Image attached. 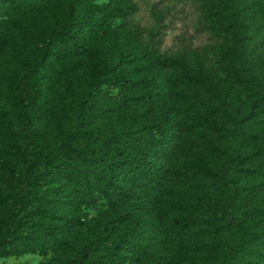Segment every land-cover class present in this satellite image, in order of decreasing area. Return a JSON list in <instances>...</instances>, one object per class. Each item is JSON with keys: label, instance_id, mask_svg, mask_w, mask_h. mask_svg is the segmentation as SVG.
<instances>
[{"label": "trees", "instance_id": "1", "mask_svg": "<svg viewBox=\"0 0 264 264\" xmlns=\"http://www.w3.org/2000/svg\"><path fill=\"white\" fill-rule=\"evenodd\" d=\"M87 1L0 0V74H11L7 42L12 33L39 49V60L26 75L29 91L15 93L12 118L0 120V257L41 253L44 264H264V245L248 247L238 239L245 219L264 208L241 207L237 213L231 194L196 161L199 125L191 113L225 116L232 102L218 89L201 87H187L179 97L174 81L191 74L190 58L164 56L141 70L149 47L135 30L114 29L115 42L106 50L94 43L106 17L123 18L128 10L117 3L101 13ZM50 3L63 7L62 13L45 25L30 24L26 15L41 13ZM198 7V23L211 38L235 34L238 55L246 46L240 31L258 18L264 0H203ZM84 55L89 61L76 84L75 123L68 132L62 103L51 105L39 82L56 62ZM183 102L190 104L185 110ZM125 111L129 123L147 119L152 124L142 135H133L130 124L113 131L111 118ZM45 118L65 141L37 169L35 164L24 170L21 142L36 146L47 139ZM228 122L209 142L252 141L264 131L263 78L247 113ZM256 154L250 150L248 160ZM99 201L106 206L102 217L86 222L82 209ZM200 216L212 231L199 225ZM139 222L142 228L128 242L93 261L108 240Z\"/></svg>", "mask_w": 264, "mask_h": 264}, {"label": "rangeland", "instance_id": "2", "mask_svg": "<svg viewBox=\"0 0 264 264\" xmlns=\"http://www.w3.org/2000/svg\"><path fill=\"white\" fill-rule=\"evenodd\" d=\"M74 1V0H70ZM203 0H88L89 5L102 9L121 3L127 8L125 17H106L105 29L95 35L94 43H99L103 49H107L115 42L113 40L114 29L136 31L141 40H145L149 47L146 56L141 59V70L152 68L157 59L164 56L172 58H190L193 69L189 76H178L174 86L183 97V91L187 87H201L220 90L232 104L225 110V116H217L211 112L199 111L191 113L199 125L193 143L196 144L197 165L205 166L206 174L213 181L223 186L225 192L230 193L232 205L237 209L241 207L252 208L262 206L264 208V131L257 134L252 141L236 139L222 146L214 145L211 141L220 128L228 126L230 118L238 114H246L253 91L258 88L259 79H264V7L260 8L259 16L240 31V41L244 44V52L236 54L237 43L234 33L223 40L210 37L209 30L198 23L200 15L198 4ZM73 3V2H72ZM71 3V4H72ZM63 8V7H62ZM62 8L55 3L47 4L41 13L31 12L26 15L30 24L45 25L52 21L55 15L62 13ZM64 9V8H63ZM103 13L105 10H101ZM118 41L115 43L117 45ZM7 57L11 64V74L1 73L2 81L0 91V120L12 118V101L15 93L29 91L30 82L26 75L35 68L39 60L38 46L29 41L21 40L16 33H12L8 39ZM132 51V49H131ZM133 57V55L131 56ZM132 59V58H130ZM89 61L88 55L58 61L51 68L45 70V78L39 82L48 93L51 105L62 103L66 130H72L75 117L76 84L86 71ZM250 66V68H248ZM108 92L116 93L108 85L103 86ZM190 104L183 102V110ZM129 111L121 112L120 116H114L115 129H122L123 124H130L133 135H142L152 124V120L137 119L135 123H129L126 117ZM190 114V113H189ZM119 117V118H115ZM120 121V122H118ZM14 129L23 136L24 130L15 121ZM49 129L47 139L40 140L36 146H30L26 140H22L21 156L22 169L27 170L31 166L39 167L40 161L48 159L51 152H57L64 143V134H56L52 130L47 118L44 120ZM122 123V124H121ZM92 136L85 139V143ZM206 146V148H204ZM204 148V149H203ZM256 151V156L248 160L250 150ZM186 163L182 162L185 166ZM256 187V191L249 192L244 187ZM106 206L103 201L84 207L81 213L85 221H97L102 217ZM85 222V224H86ZM88 225V224H87ZM199 225L204 230L212 231L205 216H200ZM142 228V223L128 224L115 237L108 240L95 252L93 261H98L109 253L117 244L128 242L131 234ZM238 239L248 247L264 245V210L260 215L245 219L239 228ZM47 257L41 253H25L0 257V264H44ZM129 263V260H127Z\"/></svg>", "mask_w": 264, "mask_h": 264}]
</instances>
